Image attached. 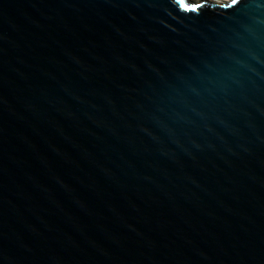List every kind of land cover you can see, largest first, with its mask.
I'll return each mask as SVG.
<instances>
[{
    "label": "water",
    "instance_id": "1",
    "mask_svg": "<svg viewBox=\"0 0 264 264\" xmlns=\"http://www.w3.org/2000/svg\"><path fill=\"white\" fill-rule=\"evenodd\" d=\"M0 264H264V0H0Z\"/></svg>",
    "mask_w": 264,
    "mask_h": 264
},
{
    "label": "rangeland",
    "instance_id": "2",
    "mask_svg": "<svg viewBox=\"0 0 264 264\" xmlns=\"http://www.w3.org/2000/svg\"><path fill=\"white\" fill-rule=\"evenodd\" d=\"M217 1H220V0H217Z\"/></svg>",
    "mask_w": 264,
    "mask_h": 264
}]
</instances>
